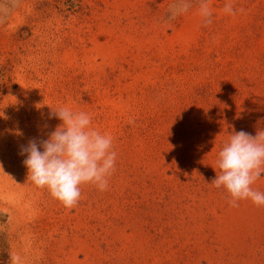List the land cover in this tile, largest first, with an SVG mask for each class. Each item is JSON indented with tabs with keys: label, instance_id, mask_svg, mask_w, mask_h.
I'll list each match as a JSON object with an SVG mask.
<instances>
[{
	"label": "rangeland",
	"instance_id": "rangeland-1",
	"mask_svg": "<svg viewBox=\"0 0 264 264\" xmlns=\"http://www.w3.org/2000/svg\"><path fill=\"white\" fill-rule=\"evenodd\" d=\"M173 3L20 0L0 23V264H264V206L211 184L230 135L264 130V0H208L207 26L195 3L165 23ZM59 106L117 153L72 209L21 155Z\"/></svg>",
	"mask_w": 264,
	"mask_h": 264
},
{
	"label": "clouds",
	"instance_id": "clouds-1",
	"mask_svg": "<svg viewBox=\"0 0 264 264\" xmlns=\"http://www.w3.org/2000/svg\"><path fill=\"white\" fill-rule=\"evenodd\" d=\"M19 3L20 0H9L7 5H0V13H3L0 23H4L7 14ZM193 3L202 24L210 25L212 10L208 0H174L164 22L170 23L187 13ZM223 12L236 14L231 2L224 5ZM53 117L61 123L47 139L30 140L21 149V155L27 157L23 163L28 181L38 189L47 190L64 208L72 209L81 198L82 186L91 185L101 192L107 190L117 153L113 149L112 136L93 128L88 113L59 106L51 109L49 118ZM216 169L211 184L226 192L232 207H238L242 200L251 201L255 207L264 206V193L252 187L264 174V130L258 131L255 137L243 130L231 134L218 153ZM14 264H19V258Z\"/></svg>",
	"mask_w": 264,
	"mask_h": 264
}]
</instances>
